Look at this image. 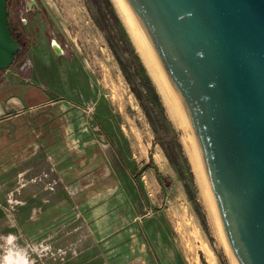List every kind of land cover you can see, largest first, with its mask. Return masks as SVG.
I'll return each mask as SVG.
<instances>
[{
	"label": "rangeland",
	"instance_id": "rangeland-1",
	"mask_svg": "<svg viewBox=\"0 0 264 264\" xmlns=\"http://www.w3.org/2000/svg\"><path fill=\"white\" fill-rule=\"evenodd\" d=\"M27 1L37 10L18 13ZM118 9L113 0L12 2L11 20L27 21V49L0 74V100L36 87L51 113L35 125L25 118V141L22 110L0 116V261L18 253V264H211L209 251L216 264H232L186 144ZM34 105L25 113L41 117L40 100ZM50 135L47 151L18 159L23 145ZM151 138L166 170L142 149Z\"/></svg>",
	"mask_w": 264,
	"mask_h": 264
},
{
	"label": "water",
	"instance_id": "water-1",
	"mask_svg": "<svg viewBox=\"0 0 264 264\" xmlns=\"http://www.w3.org/2000/svg\"><path fill=\"white\" fill-rule=\"evenodd\" d=\"M115 1L189 150L231 263L264 264V0ZM23 47L0 0V74Z\"/></svg>",
	"mask_w": 264,
	"mask_h": 264
},
{
	"label": "crops",
	"instance_id": "crops-1",
	"mask_svg": "<svg viewBox=\"0 0 264 264\" xmlns=\"http://www.w3.org/2000/svg\"><path fill=\"white\" fill-rule=\"evenodd\" d=\"M16 93H17L16 96L6 98V101L0 100V116L4 115L6 112L10 111L14 107L18 110L19 109L22 110L19 118H17L16 120L18 123V134L20 133V137L22 138V140L25 141V128H24L25 118L27 117L28 125H32V124L35 125L38 121L43 123L46 119L50 118L51 110H49V104L45 100L46 98L45 94L36 87L24 86L22 87V90L20 89ZM38 100H40V106H41L39 108V111L44 112L42 116L41 117L34 116L36 115L34 112L35 110H37L36 107L33 109L34 112L33 116L30 115L31 112H29V114H26L25 113L26 108L29 111H31L32 109L30 108L35 106L34 104H36ZM50 126L51 124L49 123L45 127H50ZM40 135H43L42 132H40ZM51 137L52 136L50 135L46 139H43V141H41L39 144L34 143L32 145H28L27 147L23 145L22 149L20 150V153H18L19 156L18 159L19 160L21 159V161L24 162V160L27 157L35 155L37 152L41 151V149L45 148L47 151V147L50 146L49 141ZM142 147H143L142 149H144L146 153L148 152V149L152 151L151 160L157 169L166 170L169 167L168 160L164 152L162 151L159 145L153 142L152 138L145 140V143H142ZM46 153L49 154L48 152Z\"/></svg>",
	"mask_w": 264,
	"mask_h": 264
},
{
	"label": "flooded vegetation",
	"instance_id": "flooded-vegetation-1",
	"mask_svg": "<svg viewBox=\"0 0 264 264\" xmlns=\"http://www.w3.org/2000/svg\"><path fill=\"white\" fill-rule=\"evenodd\" d=\"M12 2H13V0H8V9L10 12H11ZM35 10H37V9L33 6L32 2L27 1V2H25V6L23 8L20 5L18 13L19 12L20 13L31 12V11L35 12ZM16 15H18V14H16ZM10 16H11V14H10ZM10 21L12 22V25L14 27V34L17 36L20 43H22L24 45V47L22 48V52H21V54H23L27 48H26V41L24 39V35H23L21 29L23 26L27 25V21L25 18H23L21 16L18 18V23H15L13 20H11V17H10Z\"/></svg>",
	"mask_w": 264,
	"mask_h": 264
},
{
	"label": "bare ground",
	"instance_id": "bare-ground-1",
	"mask_svg": "<svg viewBox=\"0 0 264 264\" xmlns=\"http://www.w3.org/2000/svg\"><path fill=\"white\" fill-rule=\"evenodd\" d=\"M114 1V3H116V1L115 0H113ZM117 4V3H116ZM117 6H118V4H117ZM118 8H119V6H118ZM118 10H120L119 12H121V14L123 15V19H125L124 21L126 22V26H127V29H128V31H129V33H130V35H131V37H132V39H133V41H134V44L136 45V47H137V49L139 50V52H140V54L142 55V57H143V59H144V61H145V63L147 64V66H148V68H149V65H148V63H147V61H146V59H145V57H144V55H143V53H142V50H141V48H140V46H139V44H138V42H137V40H136V38H135V36H134V33H133V31H132V29H131V27H130V25H129V23H128V21H127V19L125 18V16H124V14L122 13V11H121V9L119 8ZM121 15V16H122ZM150 69V68H149ZM150 72H151V70H150ZM152 73V72H151ZM153 75V74H152ZM164 98V97H163ZM165 100V99H164ZM187 147V146H186ZM187 150H188V148H187ZM188 153H189V150H188ZM189 157H190V159H191V162H192V165H193V169H194V171H195V174H196V176H197V179L199 180V182H200V184H201V181H200V178H199V175H198V173H197V170H196V167H195V165H194V162H193V160H192V157H191V155H190V153H189ZM202 188H203V186H201ZM205 194V193H204ZM206 195V194H205ZM204 198H206V196H204ZM206 200H208V199H206ZM208 202V201H207ZM209 203V202H208ZM207 203V204H208ZM210 206V205H209ZM215 223V222H214ZM220 234V233H219ZM221 236V235H220ZM224 242V241H223ZM224 244V243H223ZM208 257H209V259H210V262H211V264H216L215 262H214V259H213V256H212V254L208 251Z\"/></svg>",
	"mask_w": 264,
	"mask_h": 264
},
{
	"label": "clouds",
	"instance_id": "clouds-1",
	"mask_svg": "<svg viewBox=\"0 0 264 264\" xmlns=\"http://www.w3.org/2000/svg\"><path fill=\"white\" fill-rule=\"evenodd\" d=\"M18 253H9L6 255L0 264H18ZM25 264H27V258H25Z\"/></svg>",
	"mask_w": 264,
	"mask_h": 264
},
{
	"label": "trees",
	"instance_id": "trees-1",
	"mask_svg": "<svg viewBox=\"0 0 264 264\" xmlns=\"http://www.w3.org/2000/svg\"><path fill=\"white\" fill-rule=\"evenodd\" d=\"M147 166H148V165H147ZM147 166H145V168H146Z\"/></svg>",
	"mask_w": 264,
	"mask_h": 264
}]
</instances>
